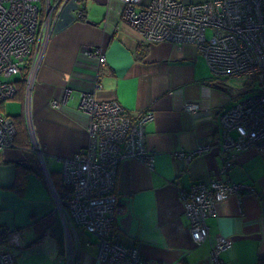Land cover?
Here are the masks:
<instances>
[{
  "label": "crops",
  "instance_id": "obj_1",
  "mask_svg": "<svg viewBox=\"0 0 264 264\" xmlns=\"http://www.w3.org/2000/svg\"><path fill=\"white\" fill-rule=\"evenodd\" d=\"M82 6V17H77L78 6H69L70 14L66 10L56 22L33 90L31 112L40 154L30 136L29 142L0 151V230L6 252L16 264H65L67 239L45 174L50 173L52 182L61 178L63 167L57 172L50 165L72 157L88 143L90 120L80 102L95 88L100 50L106 64L95 99L118 101L132 118L153 114L145 135L155 156L154 168L139 160L120 164L116 186L120 211L112 238L136 247L145 264H216L210 256L221 237L230 239L231 245L220 254V264H264V154L242 151L232 157L231 169L223 170L221 117L239 99L225 80L212 78L196 46L146 44L122 22V2L87 0ZM72 10L77 18L69 20ZM55 100L58 107L52 106ZM187 103L201 104L204 112L186 113ZM229 135L237 138L235 131ZM205 145L208 149L190 162L176 156ZM23 175L25 186L19 191L15 184ZM213 181L253 190L218 203L216 215L206 220L209 237L195 245L181 197L196 183ZM10 233L20 235L19 247L9 245ZM86 241L95 238L82 235L81 264H99L97 248L85 246Z\"/></svg>",
  "mask_w": 264,
  "mask_h": 264
},
{
  "label": "built area",
  "instance_id": "obj_2",
  "mask_svg": "<svg viewBox=\"0 0 264 264\" xmlns=\"http://www.w3.org/2000/svg\"><path fill=\"white\" fill-rule=\"evenodd\" d=\"M66 1L53 4L51 0H0V105L17 95L18 84L13 79L16 75L29 79L26 88L31 96L30 81L39 71L45 46ZM70 1L78 6L77 17H82L84 1ZM117 1L124 4L122 22L132 27L146 44L194 45L214 77L247 78L254 86L258 83L252 95L221 117L225 128L223 170L229 171L232 157L242 151L255 149L264 154V0H212L196 4L182 0ZM97 59L95 88L85 92L80 102V110L90 120L88 143L66 158L63 191L58 192L50 183L67 239L65 264H81L83 234L95 238V242L86 241L85 246L97 248L99 264H145L136 247L115 241L112 234L115 215L120 211L116 196L120 164L139 160L154 168L155 156L146 146L145 135V126L153 114L132 118L118 101H97L94 94L102 88L100 78L106 64L101 51H97ZM52 106L59 104L53 102ZM184 111L197 115L204 108L199 103H187ZM28 121L31 116L27 111L28 129L35 139ZM230 131L236 132V139L229 135ZM16 135L15 120L0 112V151L13 147ZM207 149V145L200 146L194 153L181 151L176 156L190 162ZM248 189L253 190L230 181L199 182L182 194L195 245L209 237L206 220L216 215L217 204ZM1 237L0 230V264H16ZM7 239L10 246H20L18 233L8 234ZM230 245V239L219 238L211 260L220 264V254Z\"/></svg>",
  "mask_w": 264,
  "mask_h": 264
},
{
  "label": "rangeland",
  "instance_id": "obj_3",
  "mask_svg": "<svg viewBox=\"0 0 264 264\" xmlns=\"http://www.w3.org/2000/svg\"><path fill=\"white\" fill-rule=\"evenodd\" d=\"M56 0H52V3H55ZM190 45V44H188ZM21 76H14L13 79L14 80H17V79H20ZM224 79V78H223ZM225 83H226V86L227 88L230 90V92H232V95L239 99L237 101V103L244 99V98H247L249 97L250 95L253 94V89L254 88H257L258 87V83L255 84H252V80L250 79H247V78H228V79H225ZM25 98L23 97V99H11V100H8L6 101L5 103L1 104L0 105V112L5 115V116H17V115H20L22 116L23 118H25V122H26V126H27V134L29 135L30 131L28 129V123H27V104L24 100ZM225 129V128H224ZM32 142L34 141L35 143V139L33 137L32 139V136L29 135ZM33 144V143H32ZM40 154V153H39ZM54 164L56 165H50V167L52 169H54L55 171L57 172H61L62 170V167H63V162L61 161H57V162H54ZM88 235V234H86ZM90 236V235H88Z\"/></svg>",
  "mask_w": 264,
  "mask_h": 264
},
{
  "label": "trees",
  "instance_id": "obj_4",
  "mask_svg": "<svg viewBox=\"0 0 264 264\" xmlns=\"http://www.w3.org/2000/svg\"><path fill=\"white\" fill-rule=\"evenodd\" d=\"M84 2L87 1V0H83ZM71 7L73 9H75L77 6L76 4L73 2V1H70L66 4V6L62 9L61 13H60V16L63 15V13L67 10L68 7ZM68 11V10H67ZM71 11V9L68 11V13ZM72 13H73V10L71 12V15L69 16V20L74 17V18H77L76 15L72 16ZM70 14V13H69ZM59 16V18H60ZM58 18V20H59ZM57 20V22H58ZM212 78L214 80H217V81H224L225 79H222V78H217V77H214L212 75ZM17 84H18V90H17V95L13 98V99H17V98H21L22 93L24 94V82H25V75H22V78L21 80L20 79H17ZM12 117V116H10ZM14 120H15V123H16V126H17V135L15 137V142H14V146L18 145V144H21L22 142H29V135L27 134V126H26V122H25V118H23L22 116L20 115H17V116H13L12 117ZM33 170V168H31ZM35 171V170H34ZM52 176V175H51ZM23 178L20 179L19 181L17 180L16 184H15V188L19 191H22L24 186H25V175L22 176ZM53 177V176H52ZM53 182H54V185L55 187L58 189L59 192H62L63 191V184H62V181L61 179H54L53 178Z\"/></svg>",
  "mask_w": 264,
  "mask_h": 264
},
{
  "label": "bare ground",
  "instance_id": "obj_5",
  "mask_svg": "<svg viewBox=\"0 0 264 264\" xmlns=\"http://www.w3.org/2000/svg\"><path fill=\"white\" fill-rule=\"evenodd\" d=\"M58 3H60L59 1H58ZM51 36H50V38L48 39V41H47V44H46V46H45V50H44V53H43V55H42V59H41V62H40V67H41V65H42V62H43V59H44V56H45V52H46V49H47V46H48V43L50 42V40H51ZM98 51H100V50H98ZM40 69V68H39ZM38 73H39V71L35 74V76H33V78L31 79V81H30V85L33 87L32 88V90H31V96L27 93V85H28V82H29V79L27 78H25V82H24V97H25V102H26V104H27V111L29 112V116H31V121H28L29 122V125L31 126V128H32V132L34 131V134H35V128H34V122H33V118H32V112H31V105H32V94H33V90H34V88H35V86H36V82H37V77H38ZM28 97V98H27ZM53 102H56V103H60V102H58V101H53ZM52 102V103H53ZM54 107V106H53ZM202 114V112L201 113H199V114H197V115H193V116H200ZM27 119V118H26ZM35 141H36V136H35ZM36 145L38 146V142L36 141ZM38 151L39 152H41L40 151V147L38 146ZM65 160L66 159H64L63 160V165H64V162H65ZM43 163H44V167H43V169H44V171H45V173H47V168H46V165H45V162H44V160H42V165H43ZM46 175V177H47V180H48V182H49V187H50V189H51V191H52V193H53V186H51L50 185V183H52L53 185H54V183L52 182V180H51V177H50V173H47V174H45ZM60 179H61V181H62V173H61V175H60ZM63 184V183H62ZM54 187H55V185H54ZM56 188V187H55ZM56 190L58 191V189L56 188ZM59 192V191H58ZM53 195H54V193H53ZM55 196V195H54ZM181 199H182V197H181ZM182 202H183V199H182ZM56 205H57V203H56ZM183 207H184V203H183ZM186 212H187V210H186V208H184V214L186 215ZM189 212H191V211H189ZM138 250V249H137ZM138 252H139V250H138ZM140 254V253H139ZM141 255V254H140ZM141 257H143L142 255H141ZM144 259V258H143ZM145 261V260H144Z\"/></svg>",
  "mask_w": 264,
  "mask_h": 264
},
{
  "label": "water",
  "instance_id": "obj_6",
  "mask_svg": "<svg viewBox=\"0 0 264 264\" xmlns=\"http://www.w3.org/2000/svg\"><path fill=\"white\" fill-rule=\"evenodd\" d=\"M61 1H62V0H59V2H61ZM69 1H70V0H67V1H66L65 6H66V4H67ZM65 6H64V7H65Z\"/></svg>",
  "mask_w": 264,
  "mask_h": 264
}]
</instances>
